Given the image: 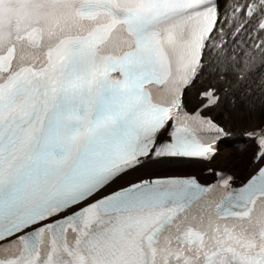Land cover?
<instances>
[{
    "label": "snow or ice",
    "instance_id": "obj_1",
    "mask_svg": "<svg viewBox=\"0 0 264 264\" xmlns=\"http://www.w3.org/2000/svg\"><path fill=\"white\" fill-rule=\"evenodd\" d=\"M0 264H264V0H0Z\"/></svg>",
    "mask_w": 264,
    "mask_h": 264
},
{
    "label": "bare ground",
    "instance_id": "obj_2",
    "mask_svg": "<svg viewBox=\"0 0 264 264\" xmlns=\"http://www.w3.org/2000/svg\"><path fill=\"white\" fill-rule=\"evenodd\" d=\"M194 96L195 93H193V97ZM230 150L233 151L236 150V148L233 147V148L225 149L226 152ZM234 169L236 173L247 176L246 157H244L241 151H239V158L237 162L234 164ZM167 171L178 174L181 173L184 174V173H188L187 171H199V165L194 163H174L155 170L156 173L167 172ZM142 174H146V173H142Z\"/></svg>",
    "mask_w": 264,
    "mask_h": 264
},
{
    "label": "rangeland",
    "instance_id": "obj_3",
    "mask_svg": "<svg viewBox=\"0 0 264 264\" xmlns=\"http://www.w3.org/2000/svg\"><path fill=\"white\" fill-rule=\"evenodd\" d=\"M234 148H237V147H234Z\"/></svg>",
    "mask_w": 264,
    "mask_h": 264
}]
</instances>
